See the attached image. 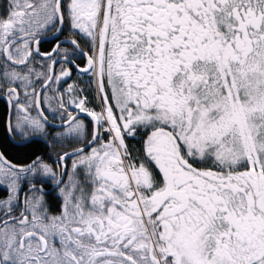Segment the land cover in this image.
I'll use <instances>...</instances> for the list:
<instances>
[{
  "label": "snow or ice",
  "instance_id": "1",
  "mask_svg": "<svg viewBox=\"0 0 264 264\" xmlns=\"http://www.w3.org/2000/svg\"><path fill=\"white\" fill-rule=\"evenodd\" d=\"M0 264H264V0H0Z\"/></svg>",
  "mask_w": 264,
  "mask_h": 264
}]
</instances>
